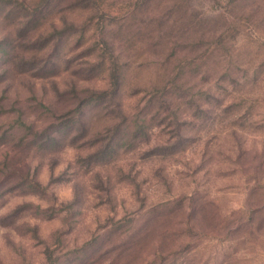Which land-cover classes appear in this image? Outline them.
<instances>
[{
  "label": "rangeland",
  "instance_id": "374dc122",
  "mask_svg": "<svg viewBox=\"0 0 264 264\" xmlns=\"http://www.w3.org/2000/svg\"><path fill=\"white\" fill-rule=\"evenodd\" d=\"M262 205L264 0H0V264H264Z\"/></svg>",
  "mask_w": 264,
  "mask_h": 264
},
{
  "label": "trees",
  "instance_id": "16d2710c",
  "mask_svg": "<svg viewBox=\"0 0 264 264\" xmlns=\"http://www.w3.org/2000/svg\"><path fill=\"white\" fill-rule=\"evenodd\" d=\"M157 31H159V33H160L159 27L157 28L156 33H157ZM261 207H259V212L264 213V211H263L264 210V205H262ZM259 224H260L259 226H261L260 228L264 227V221L260 222Z\"/></svg>",
  "mask_w": 264,
  "mask_h": 264
}]
</instances>
